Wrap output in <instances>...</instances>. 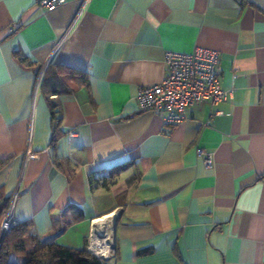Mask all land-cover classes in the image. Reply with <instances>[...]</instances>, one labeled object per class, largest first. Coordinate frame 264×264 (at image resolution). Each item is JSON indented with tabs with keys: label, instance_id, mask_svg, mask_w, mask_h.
<instances>
[{
	"label": "crops",
	"instance_id": "1",
	"mask_svg": "<svg viewBox=\"0 0 264 264\" xmlns=\"http://www.w3.org/2000/svg\"><path fill=\"white\" fill-rule=\"evenodd\" d=\"M196 45L218 51L232 97L172 125L139 109L164 52ZM48 64L67 74L50 96ZM0 158L32 237L82 248L115 212L112 264H264V0H0ZM116 167L119 188L90 185Z\"/></svg>",
	"mask_w": 264,
	"mask_h": 264
},
{
	"label": "built area",
	"instance_id": "2",
	"mask_svg": "<svg viewBox=\"0 0 264 264\" xmlns=\"http://www.w3.org/2000/svg\"><path fill=\"white\" fill-rule=\"evenodd\" d=\"M87 1L81 0L82 7ZM64 2L66 0H38L40 6L48 9ZM218 56L217 50L199 45L187 52L166 50L163 57V78L158 83L139 87L136 96L138 108L141 110L163 111L165 122L172 125L186 119V108L188 106L207 102L210 107H213L218 102L232 97L233 88L223 89L220 86ZM213 114L214 111L211 110L209 116L211 117ZM196 152L202 157L205 166L209 167L211 165L210 153L202 148H197ZM36 156V152L26 151L27 158H35ZM15 197L16 191L10 199L8 208L2 215L0 235L16 223L11 217ZM91 237L92 227L87 237L86 251L98 258L103 264H112V260L116 256L113 230H111L106 249L101 248V250L93 247Z\"/></svg>",
	"mask_w": 264,
	"mask_h": 264
},
{
	"label": "trees",
	"instance_id": "3",
	"mask_svg": "<svg viewBox=\"0 0 264 264\" xmlns=\"http://www.w3.org/2000/svg\"><path fill=\"white\" fill-rule=\"evenodd\" d=\"M65 74L59 66L53 68L49 64L45 65L40 80L41 89L48 93V96L56 94L58 87L65 85L67 75ZM68 75L73 76V74ZM76 77L82 78L81 75ZM49 105L53 133L55 134L59 120L55 117L54 103L50 101ZM7 162L8 159L0 158V170ZM117 168L112 169L107 175H102L99 181L90 179V185L97 182L107 188L119 175L120 169ZM9 202L10 197L3 196L0 189V221ZM30 230L29 222H16L2 236L0 235V264H103L98 258L87 252L85 247L72 248L56 244L47 238H35L31 236ZM10 254H14L21 261H10L8 259Z\"/></svg>",
	"mask_w": 264,
	"mask_h": 264
},
{
	"label": "bare ground",
	"instance_id": "4",
	"mask_svg": "<svg viewBox=\"0 0 264 264\" xmlns=\"http://www.w3.org/2000/svg\"><path fill=\"white\" fill-rule=\"evenodd\" d=\"M115 217V212H111L97 220H94V230L92 231L91 245L96 248L106 249L108 246L109 232L112 230V223ZM96 222V224H95ZM107 246V247H105ZM101 249V250H102Z\"/></svg>",
	"mask_w": 264,
	"mask_h": 264
},
{
	"label": "rangeland",
	"instance_id": "5",
	"mask_svg": "<svg viewBox=\"0 0 264 264\" xmlns=\"http://www.w3.org/2000/svg\"><path fill=\"white\" fill-rule=\"evenodd\" d=\"M125 175V173H123V174H121V176H117V178H116V180H117V188H119L122 184H123V182H120V179H122V177ZM114 223V222H113ZM113 223H112V228H113ZM109 235L111 236V232H109ZM108 246V245H107ZM107 246H105V247H107ZM19 261H21V259L20 258H17Z\"/></svg>",
	"mask_w": 264,
	"mask_h": 264
},
{
	"label": "water",
	"instance_id": "6",
	"mask_svg": "<svg viewBox=\"0 0 264 264\" xmlns=\"http://www.w3.org/2000/svg\"><path fill=\"white\" fill-rule=\"evenodd\" d=\"M44 70V66L42 67V70H41V73H42V71ZM3 234H1V236H2Z\"/></svg>",
	"mask_w": 264,
	"mask_h": 264
}]
</instances>
